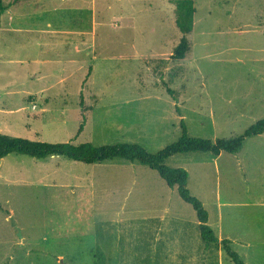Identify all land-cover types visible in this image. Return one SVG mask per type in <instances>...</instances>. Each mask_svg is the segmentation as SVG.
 Segmentation results:
<instances>
[{
    "label": "rangeland",
    "instance_id": "374dc122",
    "mask_svg": "<svg viewBox=\"0 0 264 264\" xmlns=\"http://www.w3.org/2000/svg\"><path fill=\"white\" fill-rule=\"evenodd\" d=\"M2 1L13 14L0 25V134L157 153L182 136V122L190 137L217 141L264 119V0H193L189 35L176 26L179 0ZM183 38L191 50L175 60ZM67 39L87 49L69 51ZM241 153V163L197 152L166 165L187 170L191 194L210 203L219 172L254 188L246 195L262 198L261 246L232 247L246 264H264V134ZM165 187L125 160L10 155L0 167V264H233L221 247L207 249L192 206Z\"/></svg>",
    "mask_w": 264,
    "mask_h": 264
},
{
    "label": "trees",
    "instance_id": "16d2710c",
    "mask_svg": "<svg viewBox=\"0 0 264 264\" xmlns=\"http://www.w3.org/2000/svg\"><path fill=\"white\" fill-rule=\"evenodd\" d=\"M10 7L11 4L3 5V1L0 0V15L4 14ZM194 14L193 0H179L177 2L176 26L182 34L189 35L193 32ZM190 50L191 43L186 38H183L175 47L172 57L175 60H183ZM169 93L173 95V91L169 90ZM83 106L84 101L82 100L81 107ZM83 117L84 122L79 127L78 136L85 127L86 115L83 114ZM182 130V136L175 143L157 153H149L138 144L118 143L95 147L91 143L76 144L73 141L48 143L0 134V159L3 160L10 155L19 154L44 162L53 157H60L88 165L103 164L116 159L139 163L157 172L168 187L176 188L180 198L192 206L199 221L201 239L206 247L212 245L222 247L233 264H246L241 255L232 248L230 241L226 239L220 240L209 225L208 211L203 203L191 194L188 188V171L184 168H170L166 165V161L178 154L197 152L210 153L215 157L221 154L237 155L243 149L246 139L264 134V119L253 124L239 136L230 139H218L217 141L190 137L184 122H182Z\"/></svg>",
    "mask_w": 264,
    "mask_h": 264
},
{
    "label": "crops",
    "instance_id": "0c3cea01",
    "mask_svg": "<svg viewBox=\"0 0 264 264\" xmlns=\"http://www.w3.org/2000/svg\"><path fill=\"white\" fill-rule=\"evenodd\" d=\"M11 7L4 14L9 12L12 15L13 13L11 12ZM4 14L0 15V25L1 24L4 25L6 22ZM14 18L15 17H13V16L8 17V21L14 20ZM3 25L0 27V29H2ZM68 35H70V34H68ZM43 41L48 42L44 39H43ZM55 43H57V42H55ZM62 43L66 49H68L69 51L73 49L79 55L82 54V52L80 50L87 49V48H85L86 46H85L84 42H71L67 39L66 42H62ZM48 45H50V44H48ZM84 54L87 55L86 52ZM71 56L72 55L70 53V58H71ZM34 77L36 78L37 75L34 74ZM64 79L65 78H63V80ZM43 91L44 90L37 93V95L38 94L40 95V93H42ZM26 95H28L29 98H31V97L38 98V96H39V95L37 96V95H33V94H26ZM33 103H35V102H33ZM4 112H5V110L0 108V113L6 114ZM242 154L243 153H241V154L238 153L237 155H229V154L228 155L233 156L231 158H235L236 160H238V163H241ZM220 156H218V157H220ZM234 176H235V173L231 172V171H225L224 175H223V172L217 173V175H216V186H215V189H214L213 194H212L213 196H212L211 203H210V197L202 196V193H198L196 195L199 199L201 198L200 199V200H202L201 202L203 203L205 209L208 211L209 225L214 230L215 234L216 235L218 234L217 237L220 240H225V239L229 240L231 243V246L235 245V243H238V246L240 247V249H243V250L247 249V250H249V252H254V250L256 248H258L262 242V238L260 237V233L255 232V230H254V225H257V221H261L260 217H262V216L257 211V208L261 207V199L262 198L254 195L256 191H253V194L250 196L246 195V194H248L249 190L254 189L253 187H245V189L243 187L242 189H238L236 186L243 185L242 182H244V180H241V177H240L239 178L240 181L237 182V181L233 180ZM167 188H169L168 196L171 198L173 196V194H175L174 190L177 191V189L176 188L172 189V188L168 187L166 184L165 189H167ZM188 188H189V183H188ZM221 188H224L223 193L221 192ZM239 190H242V191H239ZM243 190H244V192H243ZM177 193H178V191H177ZM210 205L213 207V211L215 212L214 213V220H212V211L210 210ZM158 212H159L160 218H162L164 216V214H167L166 208L162 209L161 211H158ZM211 221H215V224L212 225ZM174 222H176V221H160L161 224L162 223H171L172 225H174ZM179 222H182V221H179ZM197 222L199 224V221H197ZM174 226H176V225H174ZM155 230L157 231V229H154L153 232ZM158 232H160V230ZM207 249H208V247H207ZM244 251H246V250H244Z\"/></svg>",
    "mask_w": 264,
    "mask_h": 264
},
{
    "label": "water",
    "instance_id": "95a60500",
    "mask_svg": "<svg viewBox=\"0 0 264 264\" xmlns=\"http://www.w3.org/2000/svg\"><path fill=\"white\" fill-rule=\"evenodd\" d=\"M1 165H2V160L0 159V167H1Z\"/></svg>",
    "mask_w": 264,
    "mask_h": 264
}]
</instances>
